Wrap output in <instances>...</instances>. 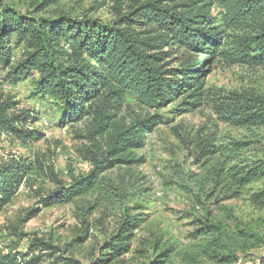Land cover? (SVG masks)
<instances>
[{
	"label": "trees",
	"instance_id": "16d2710c",
	"mask_svg": "<svg viewBox=\"0 0 264 264\" xmlns=\"http://www.w3.org/2000/svg\"><path fill=\"white\" fill-rule=\"evenodd\" d=\"M56 2L31 0L25 10L0 6V135L12 136L24 148L42 139L38 130L27 128L37 118L18 111L15 97L2 90L3 82L32 80L31 97L39 107L52 104L44 112L61 117L60 128L76 129L84 143L79 154L91 169L86 175L69 172L67 182L45 154L2 164L0 211L21 187L34 189L45 179L53 188L38 186V205H75L79 226L64 249L36 236L30 245L19 239L11 249L0 248V264H42L44 258L52 261L48 264H79L65 255L89 240V217L113 201L104 174L120 167L132 177L131 166L144 161L136 151L163 123L159 112L176 101L181 99L179 106L188 107L181 111L187 112L209 103L219 122L264 129V97L252 92L210 96L204 90L205 68L217 57L230 65L264 67V0H100L96 9L108 7V22L60 8L54 16L39 15ZM174 130L202 171L193 178L198 204L236 200L264 180V157L247 158L246 143L218 145L216 132L184 137ZM252 203L264 207V190ZM40 211L32 210L25 221ZM136 220L124 219L90 264H129ZM195 224L198 236L221 233L215 224ZM172 251L164 250L150 264H164ZM259 263L264 264V255Z\"/></svg>",
	"mask_w": 264,
	"mask_h": 264
},
{
	"label": "rangeland",
	"instance_id": "374dc122",
	"mask_svg": "<svg viewBox=\"0 0 264 264\" xmlns=\"http://www.w3.org/2000/svg\"><path fill=\"white\" fill-rule=\"evenodd\" d=\"M106 1L110 4V0ZM99 2L57 0L39 15L54 16L56 9L60 8L75 17L88 15L103 22L110 21L112 16L108 7L96 9ZM30 5L31 0H0V6L17 10H25ZM205 71L204 90L210 96L252 92L264 97V67L251 69L230 65L217 57ZM31 81L16 85L3 82L2 90L15 97L18 111L28 110L37 118L30 120L27 128L38 130L42 139L32 141L24 148L12 136L0 135V166L13 159L34 160L40 153L45 154L47 162L56 171L63 172L60 177L67 182L71 180L69 172L76 176L86 175L91 168L79 154V147L84 144L82 139L76 136L75 128L59 127L61 117L45 114L46 106L52 104L37 105L36 99L31 97ZM181 102L180 99L159 112L163 123L148 135L145 147L136 151V156L144 161L131 166L130 179L120 167L104 174L113 201H105L89 217L92 225L89 240L81 247H72L65 255L67 258L79 264H90L121 222L132 217L137 219L138 227L127 255L129 264H150L166 249L173 251L164 264H260L264 255V207L253 204L252 197L264 190V180L252 184L236 200L223 201L218 206L212 201L198 204L193 193L200 192L193 178L202 171L193 164V158L180 144L174 128L184 137L216 132L218 145L246 143L242 153L247 158L264 157V129L246 130L219 122L209 103L188 112L181 111L188 108L180 107ZM39 185L46 190L53 188V184L45 179L39 180L34 189L23 186L12 202L0 211L1 249L13 248L19 239L23 245H30L34 236L61 249L74 240L75 228L79 226L75 217L76 206L42 208L35 192ZM36 208L41 211L25 221ZM197 220L217 225L221 233L206 237L196 235ZM42 262L48 264L52 261L44 258Z\"/></svg>",
	"mask_w": 264,
	"mask_h": 264
}]
</instances>
